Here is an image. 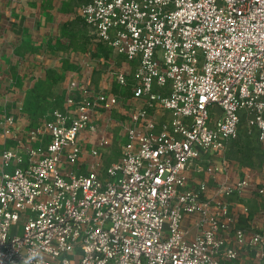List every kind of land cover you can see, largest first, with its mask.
<instances>
[{"label":"built area","instance_id":"2783aa9c","mask_svg":"<svg viewBox=\"0 0 264 264\" xmlns=\"http://www.w3.org/2000/svg\"><path fill=\"white\" fill-rule=\"evenodd\" d=\"M78 11L126 60L109 73L131 89L127 118H101L122 98L76 78L34 124L0 113V264H264V207L243 203L264 202V181L228 151L244 122L264 143V0Z\"/></svg>","mask_w":264,"mask_h":264},{"label":"crops","instance_id":"0c3cea01","mask_svg":"<svg viewBox=\"0 0 264 264\" xmlns=\"http://www.w3.org/2000/svg\"><path fill=\"white\" fill-rule=\"evenodd\" d=\"M81 1L0 0V113L15 114L18 130L49 113L65 80L79 79L87 63L97 64V47L73 48L69 43L70 19L75 12L80 14ZM94 74L92 86L97 88ZM13 144L12 139L0 137V151ZM235 167L240 176L239 166ZM255 175L256 181H264L263 164ZM249 193L244 200L259 211L263 200Z\"/></svg>","mask_w":264,"mask_h":264},{"label":"rangeland","instance_id":"374dc122","mask_svg":"<svg viewBox=\"0 0 264 264\" xmlns=\"http://www.w3.org/2000/svg\"><path fill=\"white\" fill-rule=\"evenodd\" d=\"M69 43L73 48H80L81 46L97 47V64L86 67L87 70L84 73H81L78 77L82 81L93 85V83H95L93 81V77L95 76L94 73L97 72V87L115 92L123 100V103L117 111L113 110L111 112H104L101 118H105L106 120L110 115H115L126 119V112L129 110L128 107L130 103L131 89L117 84L115 78L109 73V65L112 64L115 67L125 65V58L117 55L106 43L101 41L95 30L86 22L83 16L81 14H77L76 12L70 19ZM80 69L81 68L79 67V70ZM71 79L72 78L69 80L64 79L65 84L62 85L63 88L59 90L60 94L54 96L49 113L43 115L42 118L48 117L53 108L63 104L67 87ZM66 81L69 83H66ZM120 151L121 146L119 140L113 139L111 144L105 150V160L110 161L119 156ZM229 157L233 165L235 164L239 166L238 169H240L241 174L247 173L252 177H256L255 174L259 173V164L264 165V143L259 142L256 135L247 130L245 122L242 124V130L239 136L231 143L229 148ZM249 195L259 199V196L254 193H249ZM243 203L244 206L246 205L248 208L245 213L250 215L256 211V209H252L248 201L246 202V200H244ZM242 263L258 264V262L248 255L242 257Z\"/></svg>","mask_w":264,"mask_h":264}]
</instances>
